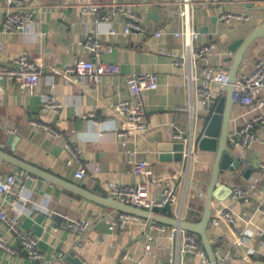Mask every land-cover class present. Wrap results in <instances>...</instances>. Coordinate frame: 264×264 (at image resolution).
Wrapping results in <instances>:
<instances>
[{
	"label": "crops",
	"instance_id": "crops-1",
	"mask_svg": "<svg viewBox=\"0 0 264 264\" xmlns=\"http://www.w3.org/2000/svg\"><path fill=\"white\" fill-rule=\"evenodd\" d=\"M192 1L188 10L193 26L201 34L199 43L215 44L222 51L221 63L229 68L234 56L229 50L230 45L261 24L264 20V0H222L217 7L207 0ZM24 2L35 12V24L27 35L6 31L4 41L7 45L0 51V65L12 66L13 59L25 53L30 60L42 66L43 73L39 87L31 95L23 92L16 82L2 79L0 151L99 197H109L112 183L134 184L140 180L159 178L163 181L162 185L151 187L152 194L159 196L162 188L171 185L174 173L181 176L179 170L186 164L184 157L178 162L170 151L171 143L180 142L176 139L174 124L184 129L188 139L195 142L203 130L205 116L214 98L226 95L214 87L213 99L208 104L201 102L197 92L200 84L196 85L187 78V69L177 65L175 56L167 53L179 52L181 39L172 38L168 44L149 42L154 31L183 27L181 17H174V23L171 19L184 6L171 0ZM96 4L101 7L96 10L88 8ZM11 8L6 0H0L1 32H5L1 22ZM227 11L246 14L249 19L230 23L219 20L218 16ZM130 13L141 17L147 32H123L124 19ZM110 30L115 33L111 34ZM87 36L102 43L103 52L99 58L118 64L120 68L119 73L104 77L97 86H88L81 76L55 72V68L63 64L74 65L79 60L93 59L82 45L83 38ZM161 50L166 53H161ZM244 54L238 71L240 79L250 73L256 61L264 59V39L254 41ZM153 72L158 74V87L144 92L149 130H132L133 126L127 120V130H132L127 136L108 130L112 126L118 129L123 123L116 106L130 96L127 77L134 73ZM49 97L58 102L57 109L45 106ZM261 98L264 100V93ZM231 109V131L255 115L264 113V105L260 109L235 103ZM99 120L103 121L100 125L96 123ZM42 125L50 126L56 134L47 132ZM258 129L259 141L244 153V164L234 172H226L221 177L223 182L229 183L230 179L231 184L247 187L257 175L259 162L264 161V138L261 135L264 124ZM10 135H14L13 140H9ZM200 158L199 166L194 169L191 166V174L195 183L206 192L215 153L200 151ZM137 159L150 160L148 174L135 172L131 161ZM249 167L252 173L246 179L244 172ZM82 168L86 174L79 179L76 172ZM17 169L11 163L0 162V180ZM25 174L15 184L13 193H0V206L20 230L31 232L38 238L39 250L47 261L41 263L29 259L16 234L0 220V235L12 248L11 252L0 248V264H63V259L71 251L84 264H118L123 249L135 258L127 264H206L196 254L182 255L177 252L173 253L175 259L171 263L170 249H145L148 243L144 237L148 230L146 219L132 220L124 230H110L106 219L117 214L112 208L29 172ZM238 174L243 177L238 178ZM259 176V191L249 197V202L232 198L224 202L213 200L212 208L225 205L236 218V222L230 225L222 224L217 228L209 225L208 228L215 254L227 257L226 261L230 264H264V248L260 246L257 234L264 227V175ZM204 206L205 199L200 197L192 205L198 209ZM161 213L169 215L163 210ZM70 219L88 221L90 227L87 233L80 236L68 229L66 222ZM192 220L199 221L200 217ZM171 231L168 229L153 234L173 248L175 242L168 239ZM242 231L246 236L243 244L237 242L236 237ZM208 264H211L209 258Z\"/></svg>",
	"mask_w": 264,
	"mask_h": 264
},
{
	"label": "built area",
	"instance_id": "built-area-1",
	"mask_svg": "<svg viewBox=\"0 0 264 264\" xmlns=\"http://www.w3.org/2000/svg\"><path fill=\"white\" fill-rule=\"evenodd\" d=\"M179 3L184 7L171 19L174 23V17L178 16L183 19V27L181 29L170 28L160 29L152 32L149 37V42H163L168 44L172 38H179L182 40V48L179 52L173 51L167 52L175 56V63L177 65L184 66L187 69L186 77L198 85L197 90L199 98L203 104H208L214 95V87H217L223 92L229 80V68L223 65L220 61L222 57V51H220L215 44H200L201 34L193 26V22L188 10V7L192 0H171ZM210 5L217 7L222 3V0H207ZM7 4L12 8L8 9L1 24L3 25L5 32L0 30V51L6 47L7 43L4 41L6 31H18L21 34H29L34 23L35 12L25 4L24 0H6ZM116 7H119L117 3H114ZM101 6L89 5L88 8L92 10L99 9ZM106 18V17H105ZM219 20L226 22H242L248 20L249 17L246 14H236L233 12H224L218 16ZM107 19V18H106ZM125 25L123 28L124 33H132L133 31L147 32L141 17L135 13H130L124 19ZM111 34L115 31L110 30ZM82 45L84 51L88 53L91 60H79L74 65L63 64L55 72L66 76L77 75L84 78L88 86H97L104 77L113 76L120 72L118 64L105 62L101 57L103 52V45L100 41L94 40L92 37L87 36L83 38ZM161 53H166L164 50ZM12 66L0 65V99L4 95V90L1 86L2 79H9L17 83L18 87L28 94H33L39 87L41 76L43 73L42 66L36 64L24 53L13 59ZM129 98L121 100L116 110L120 112L123 123L120 128L114 126L108 127L110 131H117L123 137L127 136V133H131L132 130H149L148 122L146 119L144 92L153 91L158 87V74L153 73H134L127 77ZM264 93V59L255 62L252 70L249 74H245L235 84L233 99L236 104L240 106H247L252 108L262 109L264 100L262 95ZM45 106L49 108L57 109L59 107L58 102L53 97H49ZM181 108V107H176ZM129 125H132V130L128 129L126 121ZM103 121L99 120L96 123L100 125ZM264 124V113L255 115L250 121L245 122L244 125L235 127L230 131L228 136V145L231 152L239 160H244V153L249 149H252L256 142L259 141L260 133L258 126ZM43 126V125H42ZM47 132L56 134V132L50 126H43ZM176 129V139L183 143V157L185 158V168L180 169L181 176L174 173L170 181L169 186L162 188L159 196H154L151 191L152 186H161L162 180L145 179L137 181L134 184H110L108 195L117 201H121L136 208H142L150 213H161L167 205L171 207V216L179 217L183 220L194 219L195 217H201L203 212L202 208L192 207L193 202L197 197L201 200L205 199V192L198 183H195L191 174V169L196 168L201 163L200 151L192 139H188L185 130L178 124H174ZM264 138V133H261ZM132 166L136 173L148 174V168L150 160H133ZM192 166V168H191ZM97 170H95L96 172ZM86 174L84 168L76 172V177L81 179ZM25 171L17 169L14 173L9 174L5 179L0 180V193L10 194L14 192L15 184L22 180L25 176ZM264 175V161L259 162L258 173L247 185V187H240L231 184V180L227 182L232 186V191L229 194V198L234 200H243L246 203L249 202L251 195H256L259 191L260 176ZM238 178H242L241 174L237 175ZM133 215L117 212L115 217L109 216L106 222L109 224L110 230L118 229L124 230L132 222V220H138ZM0 220L8 225L9 231L16 234L22 250L26 256L36 262L44 263L47 260L45 256L39 250L38 238L31 232L25 233L18 227L13 220H11L5 211L0 206ZM193 221V220H192ZM145 239L147 244L145 249L147 251L157 249H170V262L173 263L175 257L173 253L178 254H196L203 258V263L208 264V258L206 256L205 249L202 247L199 238L195 232H189L184 229L174 228L164 223L155 222L146 219ZM236 218L230 208L225 205H217L212 208V217L209 225L217 228L222 224L230 225L235 223ZM67 228L73 232L84 236L87 233L90 223L86 220L70 219L67 222ZM172 230L168 236L171 242H175V246L172 248L169 245L161 242L159 236H154V232H163L165 230ZM259 236V244L264 248V227L260 228L257 232ZM237 242L243 244L245 240L244 232H240L236 235ZM181 246V248H180ZM0 248L9 252L12 248L8 246L3 236L0 235ZM174 251V252H173ZM217 256L218 264H230L227 257ZM118 264H127L128 261L133 262L135 258L129 253L127 249H123L119 256ZM232 264V263H231Z\"/></svg>",
	"mask_w": 264,
	"mask_h": 264
},
{
	"label": "water",
	"instance_id": "water-1",
	"mask_svg": "<svg viewBox=\"0 0 264 264\" xmlns=\"http://www.w3.org/2000/svg\"><path fill=\"white\" fill-rule=\"evenodd\" d=\"M264 39V20L261 24L253 29L243 39L233 42L229 50L233 52L234 56L229 66V80L223 91L226 95H219L214 98L210 111L205 116V123L202 127L203 130L197 136L195 144L200 151L215 153L214 167L212 170L211 178L208 188L205 192V206L201 214L199 221L183 220L177 216L172 217L171 207L167 205L163 211L169 213V215L150 213L142 208H136L123 202H119L110 197H99L85 189H81L68 181H63L60 178L54 176L49 172L42 171L30 164H26L21 160L10 156L0 151V162L11 163L19 169L25 172H29L37 177H40L44 181H48L52 184L66 188L74 193L84 196L92 200L97 204H103L112 208L116 212H124L135 217L164 223L171 227L187 230L189 232H195L202 241L206 255L209 258L211 264L217 263V256L213 249V245L210 237L208 236L209 223L212 217V205L213 200L224 202L232 191V186L223 182L221 177L228 171L234 172L244 164V160H239L231 152L229 146H227L228 136L230 133V118L232 112V106L235 104L233 99L235 84L239 81V67L243 61L244 53L246 49L256 40ZM223 92V93H224ZM14 135L9 136V140H13ZM8 140V142H10ZM170 151L172 152L176 161H181L183 157V143L173 142L170 144ZM252 173V168L249 167L244 172V177L247 179ZM63 264H84L82 259L76 256L74 251L69 252L63 259Z\"/></svg>",
	"mask_w": 264,
	"mask_h": 264
},
{
	"label": "rangeland",
	"instance_id": "rangeland-1",
	"mask_svg": "<svg viewBox=\"0 0 264 264\" xmlns=\"http://www.w3.org/2000/svg\"><path fill=\"white\" fill-rule=\"evenodd\" d=\"M255 164V166H256V163H254Z\"/></svg>",
	"mask_w": 264,
	"mask_h": 264
},
{
	"label": "trees",
	"instance_id": "trees-1",
	"mask_svg": "<svg viewBox=\"0 0 264 264\" xmlns=\"http://www.w3.org/2000/svg\"><path fill=\"white\" fill-rule=\"evenodd\" d=\"M202 244V242H200Z\"/></svg>",
	"mask_w": 264,
	"mask_h": 264
}]
</instances>
